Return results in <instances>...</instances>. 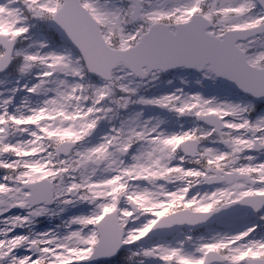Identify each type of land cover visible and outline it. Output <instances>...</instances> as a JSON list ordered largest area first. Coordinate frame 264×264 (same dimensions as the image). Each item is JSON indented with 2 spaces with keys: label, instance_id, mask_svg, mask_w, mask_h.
Returning <instances> with one entry per match:
<instances>
[{
  "label": "snow or ice",
  "instance_id": "snow-or-ice-1",
  "mask_svg": "<svg viewBox=\"0 0 264 264\" xmlns=\"http://www.w3.org/2000/svg\"><path fill=\"white\" fill-rule=\"evenodd\" d=\"M0 264H264V0H0Z\"/></svg>",
  "mask_w": 264,
  "mask_h": 264
}]
</instances>
